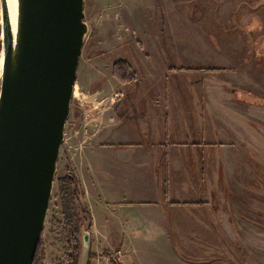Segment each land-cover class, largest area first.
<instances>
[{
	"label": "rangeland",
	"instance_id": "obj_1",
	"mask_svg": "<svg viewBox=\"0 0 264 264\" xmlns=\"http://www.w3.org/2000/svg\"><path fill=\"white\" fill-rule=\"evenodd\" d=\"M83 20L88 31L39 239L42 264L67 263L57 178L72 171L68 145L99 123L102 109L115 111L125 93L169 95L167 110L183 119L173 126L184 131H171L168 141L184 138L189 153L214 152L205 169L215 198L169 210L158 245L133 244L149 230L128 223L100 228L98 242L86 211L85 264H264V0H84ZM119 59L133 68L127 83L113 75Z\"/></svg>",
	"mask_w": 264,
	"mask_h": 264
},
{
	"label": "water",
	"instance_id": "obj_2",
	"mask_svg": "<svg viewBox=\"0 0 264 264\" xmlns=\"http://www.w3.org/2000/svg\"><path fill=\"white\" fill-rule=\"evenodd\" d=\"M84 0H0V264H32L88 25ZM89 231L81 230L79 264Z\"/></svg>",
	"mask_w": 264,
	"mask_h": 264
},
{
	"label": "crops",
	"instance_id": "obj_3",
	"mask_svg": "<svg viewBox=\"0 0 264 264\" xmlns=\"http://www.w3.org/2000/svg\"><path fill=\"white\" fill-rule=\"evenodd\" d=\"M168 96L125 93L117 98L115 111L102 109L99 123L68 145L80 203L89 213L91 238L98 242L100 228L121 230L128 223L127 227L149 230L133 244H162L160 230L167 228L169 210L179 205L198 209L215 198L213 175L205 169L210 162L215 164L214 152L189 153L184 138L168 141L171 131L174 135L184 131L173 126L176 121L183 124V119L167 110ZM179 193L186 199L180 201ZM138 238L144 241L137 243Z\"/></svg>",
	"mask_w": 264,
	"mask_h": 264
},
{
	"label": "trees",
	"instance_id": "obj_4",
	"mask_svg": "<svg viewBox=\"0 0 264 264\" xmlns=\"http://www.w3.org/2000/svg\"><path fill=\"white\" fill-rule=\"evenodd\" d=\"M133 68L124 59H119L113 62V75L120 83H127L132 80ZM58 195L61 202V214L63 224L68 228L69 236L66 239L67 246V263L79 264L80 249H81V226L82 220L86 215V210L80 205L79 197L81 191L79 189L78 179L70 171L57 178ZM90 229V224L87 225ZM89 258L93 254L89 253ZM43 249L39 240L38 247L32 264H42ZM112 264H120L113 260Z\"/></svg>",
	"mask_w": 264,
	"mask_h": 264
},
{
	"label": "bare ground",
	"instance_id": "obj_5",
	"mask_svg": "<svg viewBox=\"0 0 264 264\" xmlns=\"http://www.w3.org/2000/svg\"><path fill=\"white\" fill-rule=\"evenodd\" d=\"M9 14L11 19L12 26L15 25V18H16V0H7ZM1 19V17H0ZM1 22V20H0ZM0 68H1V55H0Z\"/></svg>",
	"mask_w": 264,
	"mask_h": 264
},
{
	"label": "built area",
	"instance_id": "obj_6",
	"mask_svg": "<svg viewBox=\"0 0 264 264\" xmlns=\"http://www.w3.org/2000/svg\"><path fill=\"white\" fill-rule=\"evenodd\" d=\"M74 94H75V87H74V92H73ZM82 94V93H81ZM83 96H82V99H84L85 97H86V95H84V94H82ZM85 102V101H84ZM90 102H91V104H92V107L93 108H96L97 107V101H96V99L95 98H93L92 100H90ZM91 114V110L89 109V111H86L85 112V116L86 117H88L89 115Z\"/></svg>",
	"mask_w": 264,
	"mask_h": 264
}]
</instances>
